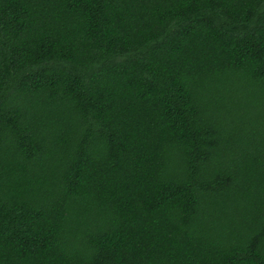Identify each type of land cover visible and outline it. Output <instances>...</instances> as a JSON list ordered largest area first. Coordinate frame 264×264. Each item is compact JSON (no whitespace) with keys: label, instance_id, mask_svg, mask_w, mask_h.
Segmentation results:
<instances>
[{"label":"trees","instance_id":"trees-1","mask_svg":"<svg viewBox=\"0 0 264 264\" xmlns=\"http://www.w3.org/2000/svg\"><path fill=\"white\" fill-rule=\"evenodd\" d=\"M0 264H264V0H0Z\"/></svg>","mask_w":264,"mask_h":264}]
</instances>
